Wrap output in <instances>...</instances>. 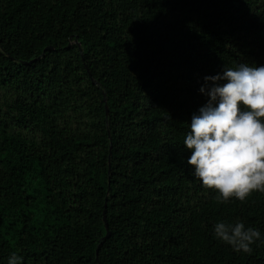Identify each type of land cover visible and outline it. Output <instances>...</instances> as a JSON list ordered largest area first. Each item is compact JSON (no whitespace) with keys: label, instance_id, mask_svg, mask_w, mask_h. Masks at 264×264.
Segmentation results:
<instances>
[{"label":"trees","instance_id":"1","mask_svg":"<svg viewBox=\"0 0 264 264\" xmlns=\"http://www.w3.org/2000/svg\"><path fill=\"white\" fill-rule=\"evenodd\" d=\"M240 62L264 64V0H0V264H264L212 236L264 233V193L218 202L182 145Z\"/></svg>","mask_w":264,"mask_h":264},{"label":"clouds","instance_id":"2","mask_svg":"<svg viewBox=\"0 0 264 264\" xmlns=\"http://www.w3.org/2000/svg\"><path fill=\"white\" fill-rule=\"evenodd\" d=\"M198 91L207 99L191 114L182 145L186 162L220 203L264 193V64L240 62L205 75ZM212 236L235 251L251 253L264 233L241 220L218 219ZM11 252L7 264H21Z\"/></svg>","mask_w":264,"mask_h":264},{"label":"water","instance_id":"3","mask_svg":"<svg viewBox=\"0 0 264 264\" xmlns=\"http://www.w3.org/2000/svg\"><path fill=\"white\" fill-rule=\"evenodd\" d=\"M70 45H71V43L68 44V46H70ZM49 47L52 48L53 46H47L45 49H47ZM106 112L107 113L109 112L108 104H106ZM105 206H106V204H105ZM103 213H104V219L106 221L107 220V217H106V209L103 211ZM106 226H107V229H108V223H107V221H106ZM110 234H111V231L108 229V231H107V233L105 235V238H107ZM97 255H98V250H97Z\"/></svg>","mask_w":264,"mask_h":264}]
</instances>
